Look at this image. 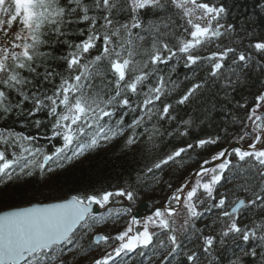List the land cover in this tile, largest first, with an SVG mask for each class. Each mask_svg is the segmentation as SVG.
<instances>
[{"label":"snow or ice","instance_id":"obj_1","mask_svg":"<svg viewBox=\"0 0 264 264\" xmlns=\"http://www.w3.org/2000/svg\"><path fill=\"white\" fill-rule=\"evenodd\" d=\"M252 7L264 14V0ZM229 16L220 0H0V31L18 25L0 46V119L15 117L0 126V183L125 135L146 157L120 185L0 211V264H264V89L233 97L264 74V33ZM209 105L223 135L192 137ZM193 154L178 186L162 180ZM162 182L172 190L159 207L97 231Z\"/></svg>","mask_w":264,"mask_h":264},{"label":"trees","instance_id":"obj_2","mask_svg":"<svg viewBox=\"0 0 264 264\" xmlns=\"http://www.w3.org/2000/svg\"><path fill=\"white\" fill-rule=\"evenodd\" d=\"M220 2L229 9V20L238 24L250 21V29L254 26L258 33H264V14H252L253 0H220ZM14 27L17 29L18 25ZM71 38L75 39L76 37L73 36ZM63 51L64 47L57 45L53 51V56H58ZM47 63L52 68L59 69L60 62L58 60L49 59ZM187 71L182 66L177 69L181 79ZM262 89H264V74L252 71L247 74V83L233 93V97L236 101L243 103L244 100H241L243 96L245 100L251 103L252 98ZM209 109L205 122L193 128L192 137H204L217 131H220L221 135H223L221 125L225 123L224 113L218 109L211 110L210 105ZM14 121L15 117L7 120L0 119V126L5 124L14 126ZM15 126L19 130V126ZM238 130L239 128H237ZM31 131L35 132L37 130L31 129ZM126 138V135L119 137L111 143L75 160L65 168L59 169L54 173H48L43 177L37 173L30 177H22L0 183V211L30 206L39 202H51L54 197L62 198L81 190L109 188L110 186L122 184L129 177H134L143 168L146 159L140 145L125 146ZM224 146L227 145L225 144ZM216 150L217 148L212 146L211 151L214 152ZM207 154L204 153V155ZM199 159V156L193 154L183 170L168 169L163 173L162 180H170L173 188L178 186L189 171L198 167L197 161ZM232 187L233 183H225V187L220 189V191ZM171 190L163 182L158 185L152 184L147 188H142L141 194L137 197L135 203L130 206L134 207L139 203L146 202L150 207H159ZM102 232H111V230L105 227ZM83 264H89V260L86 262L84 260Z\"/></svg>","mask_w":264,"mask_h":264},{"label":"rangeland","instance_id":"obj_3","mask_svg":"<svg viewBox=\"0 0 264 264\" xmlns=\"http://www.w3.org/2000/svg\"><path fill=\"white\" fill-rule=\"evenodd\" d=\"M17 31L16 27H13L7 34L4 31H0V46H6L10 45L13 34ZM130 219V214L126 217H124L123 221L117 222L115 225L112 223L109 224H102L98 227L97 231L102 232V230L107 227L111 232H115L119 230V228L123 227L124 224L127 222V220ZM97 253H93L92 255H96ZM83 262L89 260V257H84ZM82 260L80 261V264L82 263ZM83 264V263H82Z\"/></svg>","mask_w":264,"mask_h":264},{"label":"water","instance_id":"obj_4","mask_svg":"<svg viewBox=\"0 0 264 264\" xmlns=\"http://www.w3.org/2000/svg\"><path fill=\"white\" fill-rule=\"evenodd\" d=\"M157 208V207H156ZM132 211L130 213V219L132 215H135L137 211H140L143 215H148L151 213L155 208H151L146 202L139 203L134 208L131 207Z\"/></svg>","mask_w":264,"mask_h":264},{"label":"flooded vegetation","instance_id":"obj_5","mask_svg":"<svg viewBox=\"0 0 264 264\" xmlns=\"http://www.w3.org/2000/svg\"><path fill=\"white\" fill-rule=\"evenodd\" d=\"M151 208H156V207H151ZM82 263H83V260H82ZM82 263H81V264H82Z\"/></svg>","mask_w":264,"mask_h":264}]
</instances>
